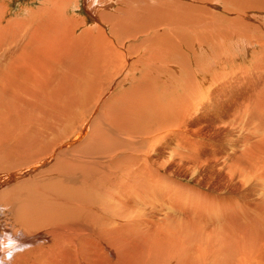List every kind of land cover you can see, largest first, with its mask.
Instances as JSON below:
<instances>
[{"label": "bare ground", "instance_id": "6f19581e", "mask_svg": "<svg viewBox=\"0 0 264 264\" xmlns=\"http://www.w3.org/2000/svg\"><path fill=\"white\" fill-rule=\"evenodd\" d=\"M66 1L21 21L0 2V264H264V137L228 163L188 123L233 46L264 49L250 15L264 0H154L120 17L91 0L96 33L80 35ZM136 33L148 44L122 51ZM122 76L136 94L117 97Z\"/></svg>", "mask_w": 264, "mask_h": 264}, {"label": "rangeland", "instance_id": "374dc122", "mask_svg": "<svg viewBox=\"0 0 264 264\" xmlns=\"http://www.w3.org/2000/svg\"><path fill=\"white\" fill-rule=\"evenodd\" d=\"M51 1L59 2L61 0H0V2H2V3L4 2L6 4L12 20L13 19L14 20L19 19L20 21L23 20L24 18L25 19L29 18V16H31L32 13H39V9L41 11L42 6L43 5H44L43 7H46V5L48 6L49 3H52ZM138 1H140V4ZM153 1L154 0H151V1H148V0H94V2L101 3L102 6H106V7L110 6L109 10L111 9V12L110 11H102V10L98 9V11H97L98 16H100L102 12H110V13L113 12L112 15L119 14L118 17H120V15L123 13L121 8H125V7L127 8V6H129V5H132L133 7L137 6V5L143 6L145 4V2H147V4H149V2L153 3ZM66 2H68V0ZM85 2H86V0H76L73 3H71L72 5H69V7L62 8L63 13L65 14V17H67V18L69 17L71 19L75 18V19L80 20L82 22L84 21V25L81 26L80 28L78 27V29H76V32H75L76 35H80V33L82 31H84L85 28L89 29V27H91L94 24L92 18L90 16H88L89 14H87V12H86L89 9L90 10L93 9V7L90 6L91 0L86 3L87 6H85V4H84ZM83 4H84V6H83ZM137 7H134V8H137ZM118 9H120L119 11L121 13L118 12ZM220 9H222V6H220ZM250 15H251L252 20L254 19V23H257V24L251 23V22H253L251 20H248L247 23H251L254 27L261 30L260 34L257 33V31L255 32L256 33L255 34L254 33L255 30L252 29L253 32L251 31V35H253L254 37L260 36L263 39L264 38V30H262V29L264 26V12L260 13L258 15H253V14H250ZM100 17H104V16H100ZM228 18H230V17H228ZM255 18H256V20H255ZM88 31H91L93 34L96 33L95 31H93V29H89ZM104 32L107 33V35H108L110 33V29L108 27H106ZM136 34H137V36L134 37L135 38L134 41H129L128 43H124L122 51H124V49H125L124 47H126L127 44H129V43H131L132 46H137L140 43H142V44L145 43L144 46H146L148 44V39L150 37L147 34H142V33H139V34L136 33ZM140 48H141V50H145V52L147 51V49H144L143 47H140ZM140 48H136L135 50H133V53L131 55V59L133 61L138 58V55L140 54V51H141V50H139ZM233 48H235V49H233ZM233 48H232V52L234 54H230L228 59H226L228 61H226V60L224 61L223 59H221L220 63H217L216 65H214V72L217 75V78L219 80L217 79L215 85L210 86L209 89L210 88L211 89L210 90L208 89L205 92L206 93L205 95L208 94V97L205 98L204 100H201V103H202L201 107L199 106V109L197 111H194L193 114H191V116H188V120H189L188 123L190 125L192 123L197 122V123H199L198 126H202V124H203V126H206V127H202V129H204V128L205 129L203 130V132L202 131L200 132L203 135L200 134V136H198V138L203 143V145H205L209 151L210 150L216 151V155L220 159L219 161H221V158H223V160L225 159V161L228 163L230 161V159H229L230 156L229 155L227 156L226 154L231 149H233V150L235 149L237 152V155H238V152L241 149V147L243 145H245L243 143H247L248 145L254 144V143L256 144L255 139H259V138L264 137V134H263L264 133V127H263L264 126V123H263L264 122V118H263L264 116L262 117V111L259 112V110L256 107H254L255 105L252 104V103H255V101H256V99H255L256 97L253 96V94L255 95V91H259L260 89L264 90V73H263L264 72V59H262L264 57V49H262L261 47H258V44H256V42H254V41H253V44H251L250 48L248 49L249 51L248 50L246 51L245 49H241V46H238V47L233 46ZM133 57H135V58L133 59ZM222 60H223V62H222ZM183 62L181 64L185 68L188 66L189 67L191 66L190 63H188L187 64L188 66H187V65H184L185 63L183 64ZM228 63H230V64H228ZM182 65L181 66L179 65V68H178L179 77L176 76L175 78L172 79V82L175 81L177 84L172 83V85L170 84L169 87L165 88L166 90L169 91V93L171 95L167 94L168 92L166 93V90L164 89L165 93L168 96H171V98H172V94H173V97L176 95L178 97V94H179V96H181V94L183 93V90L181 87L184 84V82L186 81L187 75H185L186 73H184V71H183V69L185 70V68L182 69ZM190 71L192 72V69H190ZM134 75L136 76V77L133 76L135 78V80L137 78L139 80L141 79V76H140L141 74L139 72H137V74L135 72ZM125 77L122 76L119 79L120 83L117 85V89L115 91V94L117 95L118 98H120V96L123 95V92L128 93V95H131L130 94L131 92H133L134 90H136V91L138 90L137 85H139V84L131 79L133 77L132 76H130V77L125 76ZM170 77H174V76L171 74ZM97 79H100V78H97ZM138 79L136 81H139ZM126 80H128V81L126 82ZM220 80H221V83L219 82ZM97 81L98 80H96V83H98ZM130 81L132 82V84H130L131 83ZM179 81H181V82H179ZM133 83L136 85H134ZM260 86H261V88H260ZM115 88H116V86H115ZM115 88H113L112 92L114 91ZM156 88H157V86H156ZM174 89H176V90L174 91ZM136 91H134L135 94H136ZM156 91H157V93L159 92L158 90H156ZM215 92H216V94L214 95ZM203 96H204V94H202L201 97H203ZM251 97L255 101H253V99ZM260 99H258V101L264 100V98H262V100H260ZM248 102L251 104H248ZM242 105L248 106L247 108L249 111L247 110L248 113L245 112V115H249V116H242L241 112H243L245 109H247V108L244 109L245 106L242 107ZM263 107H264V104H263ZM262 109H264V108H262ZM257 110H258L260 115L258 114V112L256 113ZM249 112L250 113L252 112V114L254 112L255 114H258V116H260V117L257 116L258 117L257 118L253 114L254 115L253 117L256 118L255 119L252 116H250L252 114H250ZM239 115H240V117H239ZM243 117L244 118L247 117L249 120L245 121V119H243ZM198 118H199V120L201 119L200 122H198V120H196ZM237 120H239L241 123L239 124L238 123L239 121L237 122ZM251 120H253L256 125H253L254 123L252 121V123H253L252 124ZM244 122H246L249 127H251L252 125L253 126L251 128H248L247 124ZM209 123L214 125L215 127L217 125V127L216 128L213 126L210 127ZM217 123H219V124H217ZM245 129H248V130L246 131ZM249 129L252 130L253 132L251 133ZM206 130L210 133H208ZM245 132H247V133L250 132L248 134L249 137L247 136L249 139L246 138ZM254 132H256V133H254ZM260 133H261V135H260ZM201 136H202V138H201ZM250 137H251V139H250ZM206 138H207V140H206ZM244 139H246V140H244ZM250 140L251 141L253 140L252 141L253 143H250L251 142ZM242 141H244V142H242ZM233 146H235L237 149ZM224 157H226L227 160ZM209 187L213 188V190L215 192V190H217L220 187L219 180L216 181V183L213 187L211 185H209Z\"/></svg>", "mask_w": 264, "mask_h": 264}, {"label": "water", "instance_id": "95a60500", "mask_svg": "<svg viewBox=\"0 0 264 264\" xmlns=\"http://www.w3.org/2000/svg\"><path fill=\"white\" fill-rule=\"evenodd\" d=\"M0 185H1V183H0Z\"/></svg>", "mask_w": 264, "mask_h": 264}]
</instances>
